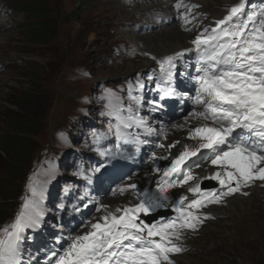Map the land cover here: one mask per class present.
I'll return each instance as SVG.
<instances>
[{
    "label": "snow or ice",
    "instance_id": "obj_1",
    "mask_svg": "<svg viewBox=\"0 0 264 264\" xmlns=\"http://www.w3.org/2000/svg\"><path fill=\"white\" fill-rule=\"evenodd\" d=\"M175 7L188 9L183 0H178ZM188 11L181 13L185 20ZM191 43L193 48L160 59L153 56L158 72L153 70L147 80L156 81L162 93L160 101L178 96L182 102L188 99L193 103V111L185 117V124L196 121L188 128L187 139L193 143L183 144L177 154L171 149L180 141L167 146L158 144L168 155L153 152L149 158L159 177L155 189L139 187L136 182L117 185L113 195L131 191L136 202L115 208L98 204L96 211L102 215L95 222L89 221L86 231L71 236L62 250L51 251L46 257L47 264H174L171 256L183 251L179 243L183 233L195 231L209 218L201 209L209 204H222L226 197L237 193L248 195L243 189L258 181L264 187V3L238 0L214 27L204 28ZM193 51L196 75L191 78L195 81V94L177 93L174 87L177 62ZM184 67H189V63L185 62ZM144 88L145 83L139 77L135 85L129 83L127 103L112 90H105L101 99L106 102L107 111L101 115L111 120L108 131L98 132L93 142L99 145L112 134L116 143L111 148L98 147L100 155L131 159L139 154L142 145L152 142L147 137L156 129L148 118L139 115L142 97L132 95L134 89ZM150 103L152 112L163 107L157 101ZM134 128L136 132L131 131ZM141 132L144 139L140 138ZM126 146H131L134 153ZM196 157L215 167L212 175L203 179L215 180L225 190L218 193L202 190L201 177L194 174L189 164L193 161L195 167H202L193 160ZM161 159L169 160L168 165L161 168L156 163ZM42 174L48 179H37L35 176L40 173L34 174L20 210L10 224L0 228V264H23L26 233L41 226L45 185L54 175L51 163ZM184 186L193 198L180 195L172 199L170 190ZM165 208H171L176 216L155 222L143 219Z\"/></svg>",
    "mask_w": 264,
    "mask_h": 264
},
{
    "label": "rangeland",
    "instance_id": "obj_2",
    "mask_svg": "<svg viewBox=\"0 0 264 264\" xmlns=\"http://www.w3.org/2000/svg\"><path fill=\"white\" fill-rule=\"evenodd\" d=\"M45 1L50 15L48 25L52 29L48 43H27L23 39L18 26L24 18L13 8L14 3L2 0L4 6L13 9L0 13V119L11 107L6 101L29 84L27 72L37 73V80L31 83L42 86V93L33 101L34 106H26L27 112H37L35 107L41 109L37 114L41 118L36 117L32 134L37 146L26 168L27 172L37 166L31 176L54 150L57 139L65 134L59 129L77 113L79 102L80 107H88L91 113L97 109L93 100L99 93L97 83L116 90L123 80L134 79L143 70L139 67L144 59L153 57L148 52H140L132 39L134 27L147 21L134 17L133 0H89L88 8L76 18L72 12L78 5L77 0ZM215 4L217 2L209 3L207 8L211 10ZM201 16L204 22L213 17L208 12ZM1 131L2 134L8 132L4 126ZM27 173L29 175L30 171ZM255 199L264 201V198ZM4 213L10 214L9 211ZM244 215L249 216L243 213L232 217L234 230L223 233L225 237L219 241L220 245L209 241L204 247L201 238V254L188 263L264 264V214L254 218Z\"/></svg>",
    "mask_w": 264,
    "mask_h": 264
},
{
    "label": "trees",
    "instance_id": "obj_3",
    "mask_svg": "<svg viewBox=\"0 0 264 264\" xmlns=\"http://www.w3.org/2000/svg\"><path fill=\"white\" fill-rule=\"evenodd\" d=\"M78 5L72 12L74 18L83 14L88 8L89 0H77ZM16 4V9L24 16V21L19 27V32L27 43L43 44L51 39L52 29L49 24L48 8L45 0H12ZM26 66V65H25ZM29 84L24 90H17L12 100L6 101L11 105L2 114L4 126L8 132L0 135V170L2 171L0 182V200L6 205H11L20 186L16 181H21L26 175L28 163L32 160L35 141L32 134L35 128V119L39 117L41 109L37 112L28 110L26 106H34L33 101L37 95L41 94L42 86L34 85L31 82L37 80L38 74L27 72ZM31 83V84H30ZM15 108V109H14ZM38 114V115H37ZM11 183L13 189L8 184ZM0 213V220H2Z\"/></svg>",
    "mask_w": 264,
    "mask_h": 264
},
{
    "label": "bare ground",
    "instance_id": "obj_4",
    "mask_svg": "<svg viewBox=\"0 0 264 264\" xmlns=\"http://www.w3.org/2000/svg\"><path fill=\"white\" fill-rule=\"evenodd\" d=\"M195 4L201 5V11L202 12H208L213 17H219L221 16V11L218 9H215V7H220L226 3H232L233 0H189ZM214 2H217L215 4L214 8L211 10L207 8L209 3L214 4ZM220 5V6H219ZM125 6V5H124ZM132 7V13L136 19H146L147 23L153 22L152 20H148L146 17L150 14V12H156L157 15H166L168 5L164 2L161 3H138L135 1L133 3ZM200 7V6H199ZM201 14L196 17L194 20L187 22H180L179 25L172 24L170 26H166L160 29H153L149 32L144 33H133L132 39L136 43V46L138 47V50L140 52H148L152 56H157L158 58H163L164 56L171 55L177 51H182L185 48H188L191 46V41L198 35L199 28L204 24V20L202 21ZM144 22V21H143ZM194 23V24H193ZM187 29V30H186ZM201 33V32H200ZM194 47V46H193ZM157 63L154 61L153 63L148 60L144 59L141 62V65L139 68L145 69L148 66H155ZM132 67V66H130ZM127 70V69H126ZM125 73V72H123ZM121 75V74H120ZM188 115H183L181 118L178 119L177 123H180L179 125H185L184 127H174L173 129L169 130V134L166 135V138H164V145H169L173 143L174 141H180V144H177L175 148L171 149V152L173 154H177L179 150L181 149L183 144H192L193 141L187 139L188 137V131H186L189 127H192L196 124V121L189 120L187 124H185V117ZM34 138V137H33ZM164 153H168L164 148ZM34 155V152L32 154V157ZM33 159V158H32ZM127 161H124V163ZM132 162V161H131ZM128 162V163H131ZM161 167V163L159 164ZM210 171H213V169L210 168ZM152 171H146L145 169H139L137 171V175L134 176L133 182H136L141 179L150 178ZM27 172L25 177L27 176ZM1 175V174H0ZM24 187V185H23ZM251 195H253L254 199L256 198H264V188H253L251 191ZM69 197H71V194H68ZM240 200H237L236 203L231 204V206H235L236 204L240 203ZM75 208H72L71 211H73ZM218 210H225L223 208H218ZM245 214V213H244ZM245 217H249L244 215ZM243 218V217H242ZM245 219V218H244ZM62 240H60L61 242ZM59 242L58 246L61 244Z\"/></svg>",
    "mask_w": 264,
    "mask_h": 264
}]
</instances>
